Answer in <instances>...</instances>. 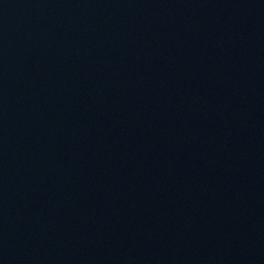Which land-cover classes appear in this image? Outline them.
Returning <instances> with one entry per match:
<instances>
[{"label":"water","instance_id":"95a60500","mask_svg":"<svg viewBox=\"0 0 264 264\" xmlns=\"http://www.w3.org/2000/svg\"><path fill=\"white\" fill-rule=\"evenodd\" d=\"M0 264H264V0H0Z\"/></svg>","mask_w":264,"mask_h":264}]
</instances>
